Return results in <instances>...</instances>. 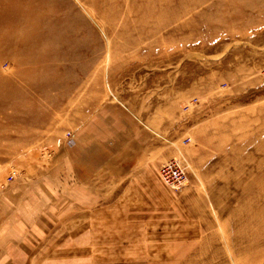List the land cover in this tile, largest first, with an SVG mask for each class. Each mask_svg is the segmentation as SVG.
Listing matches in <instances>:
<instances>
[{
	"label": "rangeland",
	"instance_id": "obj_1",
	"mask_svg": "<svg viewBox=\"0 0 264 264\" xmlns=\"http://www.w3.org/2000/svg\"><path fill=\"white\" fill-rule=\"evenodd\" d=\"M104 105L155 119L162 159L100 181L97 209L46 194ZM2 203L51 221L0 210V264H264V0H0Z\"/></svg>",
	"mask_w": 264,
	"mask_h": 264
},
{
	"label": "crops",
	"instance_id": "obj_2",
	"mask_svg": "<svg viewBox=\"0 0 264 264\" xmlns=\"http://www.w3.org/2000/svg\"><path fill=\"white\" fill-rule=\"evenodd\" d=\"M127 111L135 117V120L137 119V113L130 108H127ZM131 115L129 116L111 105L97 107L75 134V144L69 150L70 161H66L65 165L66 174L38 175L36 176L38 180L34 181L35 184L41 183L42 185L39 187L43 188L46 194L56 190L55 183H59V188L64 192H71L74 196L75 192L86 196L87 194H84L82 189L90 191L89 198L96 199L95 207L97 209L100 181L139 175L140 169L149 165L148 162H145L147 157H150L151 161L162 159V152L154 136L158 128L155 119L149 116L146 121L140 116L141 120H136V122L131 118ZM147 126L153 130L148 128V132L144 130ZM73 194H70L72 198ZM31 207L20 206L9 209L2 203L1 215L7 217L4 229L6 231L9 229L12 232L13 229L30 228L35 230L38 223H50V218L39 216L40 210L37 207L34 206L36 209H30ZM42 228L45 229L47 226Z\"/></svg>",
	"mask_w": 264,
	"mask_h": 264
},
{
	"label": "built area",
	"instance_id": "obj_3",
	"mask_svg": "<svg viewBox=\"0 0 264 264\" xmlns=\"http://www.w3.org/2000/svg\"><path fill=\"white\" fill-rule=\"evenodd\" d=\"M15 176V171L10 172L7 176L6 182L10 183ZM159 177L165 186L177 191L184 187L187 182L186 168L182 163L176 160H171L160 167Z\"/></svg>",
	"mask_w": 264,
	"mask_h": 264
}]
</instances>
